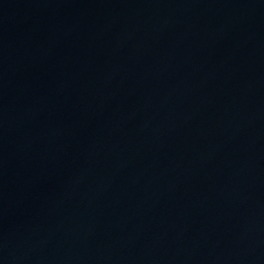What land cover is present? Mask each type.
<instances>
[{
    "label": "water",
    "instance_id": "1",
    "mask_svg": "<svg viewBox=\"0 0 264 264\" xmlns=\"http://www.w3.org/2000/svg\"><path fill=\"white\" fill-rule=\"evenodd\" d=\"M0 264H264V0H0Z\"/></svg>",
    "mask_w": 264,
    "mask_h": 264
}]
</instances>
